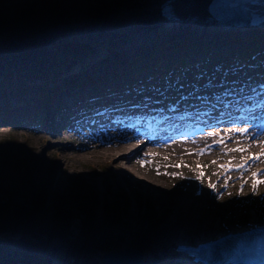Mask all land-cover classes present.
Here are the masks:
<instances>
[{
  "label": "rangeland",
  "instance_id": "374dc122",
  "mask_svg": "<svg viewBox=\"0 0 264 264\" xmlns=\"http://www.w3.org/2000/svg\"><path fill=\"white\" fill-rule=\"evenodd\" d=\"M29 1L39 0H0V7L3 10H12L16 7H20ZM65 2L68 5V9L71 13V21L67 25H60L54 29H50L38 36V40H43L52 37L59 36L65 32V36H60L56 43L53 45L52 50L54 55V62L52 65L60 64L61 58L66 55L63 53L62 41L69 40L77 42L75 36L80 35L81 32L77 31L78 26L86 23L92 24L101 18L109 16L108 14H97L94 13L96 8L89 7L90 1L96 3L98 0H88L84 4L82 11L75 7L76 0H59ZM106 2L117 3L120 1L128 0H105ZM221 34V33H220ZM226 37L223 40H216V42L206 43L201 45L199 39L193 37L188 39L191 43L183 48V54L197 53L196 57H190V60L200 62L203 59H208L210 56L207 55L209 52L214 51V47L219 42L225 41V43H232L231 47H227L226 50L235 52L248 44L251 36L254 33L250 31L241 32H224ZM217 35V34H213ZM93 37V42L100 46L98 42L101 38ZM253 36L252 38H254ZM127 38V37H126ZM205 37L203 39H206ZM128 40V39H127ZM236 40L242 42L237 43ZM255 41V40H254ZM100 42H105L100 40ZM92 43V42H91ZM222 44V43H221ZM252 46V45H251ZM137 47H134L130 54L125 55L121 50L122 59L118 56L117 63L113 67L118 71L122 66L121 60H126L127 63L132 61L136 53ZM226 50H220L216 54H212V57L225 54ZM102 55L95 56L93 59L98 60ZM67 59V58H65ZM114 62L116 60L113 58ZM7 62V61H6ZM15 62V61H14ZM16 64V63H14ZM128 65H125L127 69ZM114 70V71H116ZM97 83V82H96ZM91 86V84H88ZM56 121V120H55ZM78 126V125H76ZM83 125V128L78 130L67 129L62 124L57 126V131L52 133L49 130L47 123L41 129L37 128H26L22 129H10L8 127H0V161H2V150L14 142L17 144H27L30 149V154L37 158H43L50 156V160L47 165L48 169L54 171V176L57 178V182L52 183L50 181L52 175L51 172L46 173L44 177V185H46L47 201L55 207L62 210L71 209V207L78 204V201L73 197L70 185L72 181L78 179L90 184L95 188L97 192L98 201L100 206L97 210L95 221L97 224V230L94 234L95 241H98L105 233H108V229L104 222V212L99 215V210L102 209L101 204L107 202L109 204H116L124 218L129 222L130 230L124 234L118 245L111 247L108 250H116L125 246L127 238L134 232L137 222L133 217L134 210L140 212H148V205L150 199L147 191L138 182V176L146 179L150 190H154L155 187L164 192V195H171L172 197L180 198V202L183 206L185 204H191L188 209L193 210L197 215L209 216L213 210L220 211L222 216H215L213 221L218 224L223 217L229 216L230 213H247L249 216L241 218L235 223H227L225 228H234L235 226H242L248 224L253 216L264 220V183L259 188L253 189L247 183L245 186L240 188V180L233 183L228 179L229 188L222 192V181H219L220 169L219 163H222L229 159L239 160L240 157L246 155L244 151H234L233 154H229V147L221 151H213L211 154L205 157H198L191 153V148L188 144H182L177 146L175 151H169L168 153L158 155L152 165L143 164L139 161L141 150L138 152L130 151L125 158L127 168L125 170L116 169L114 162L116 160L115 153L117 151V145H125L119 143L114 139H109L111 134L117 131H111L109 134L104 133L102 129L97 132H89L88 129ZM100 132V135H97ZM118 133L119 130H118ZM128 136V135H125ZM122 139V136L120 137ZM15 140V141H14ZM128 140V139H126ZM240 140L237 145H232L234 149H257L260 150L264 147V138L253 142L251 144H245ZM19 144V145H20ZM22 146V145H21ZM84 148V150H80ZM29 153V152H28ZM239 158V159H238ZM215 162V163H213ZM203 173V175H201ZM137 175V176H136ZM232 178H235L232 176ZM215 186V190L209 187V185ZM4 188L14 191V185L10 182L1 184ZM135 192V193H134ZM163 194V193H162ZM16 195V193H15ZM18 195V194H17ZM16 203H25V199L19 195L15 199ZM184 209V208H183ZM150 213V212H148ZM151 219V216H149ZM149 217L146 219L149 221ZM156 224L160 226L161 222L157 216ZM225 224V222H224ZM73 244L79 247L83 238L79 235V221H73L70 227ZM222 230V226L218 229H209L208 233H216ZM182 232V229H179ZM163 234V232H162ZM197 234V235H196ZM183 238L195 239L202 236L195 231L193 233L190 228L183 233ZM105 250V251H108ZM141 264H146L152 261L149 255L143 254ZM71 260L70 256L64 252L59 251L54 255V263L56 264H67ZM140 264V263H139Z\"/></svg>",
  "mask_w": 264,
  "mask_h": 264
},
{
  "label": "trees",
  "instance_id": "16d2710c",
  "mask_svg": "<svg viewBox=\"0 0 264 264\" xmlns=\"http://www.w3.org/2000/svg\"><path fill=\"white\" fill-rule=\"evenodd\" d=\"M70 21L68 5L59 0L29 1L9 11L0 7V62L15 58H28L30 62L45 60L39 72L23 71L17 67L1 70L0 87L11 76L15 77L11 84L25 86L39 81L40 93H47L46 99L41 97L40 100L46 104V109L51 110L47 100L50 96L48 79L55 74L59 76V71L57 67L50 69L47 58L53 54L52 47L57 39L65 36L66 31L45 40L37 38L45 31L67 25ZM62 48L67 58L79 56L89 49L69 40L62 41ZM250 49L246 46L238 58L249 59V54L244 51ZM42 73L48 75L43 76ZM17 95L23 94L18 92ZM52 112L54 116L62 114V110L52 109ZM42 114L43 111L37 118H43ZM19 144L14 142L3 148V159L0 161V264H56L54 255L59 251L70 256L67 264H99L95 251H105L118 245L122 236L130 230L129 222L116 204L103 202L101 207L108 233L95 241V217L100 205L95 188L76 179L70 185L73 197L78 201L76 207L67 210L53 207L47 201L44 185L45 174L49 172L52 175L50 181L57 182L55 172L48 169L47 163L52 162L50 156L36 159L30 154L27 144ZM6 182L14 185L15 190L1 185ZM19 195L25 203L15 202ZM75 220L79 221V235L83 238L79 247L71 240L70 227Z\"/></svg>",
  "mask_w": 264,
  "mask_h": 264
},
{
  "label": "bare ground",
  "instance_id": "6f19581e",
  "mask_svg": "<svg viewBox=\"0 0 264 264\" xmlns=\"http://www.w3.org/2000/svg\"><path fill=\"white\" fill-rule=\"evenodd\" d=\"M88 0H76L75 7L79 8L82 11L85 7L84 4ZM167 2V0H128V1H120L117 3L106 2L105 0H98L96 3L90 1L89 7L96 8L94 13L97 14H108L109 16L105 18H101L92 24H82L78 26L77 31L81 32L80 35L75 36L77 42L81 45H96L93 42V35L100 36L104 39V44L100 46L99 51L96 53H92L93 56L102 55L106 52L111 58V62H114L112 54L109 52L108 43L114 44L112 50L120 49V47L129 46V43L135 38L130 34V39H118L116 37L111 36V40H108L109 33H112L117 29L116 32H119L120 35L126 36L131 31H135L137 26L131 27V24L137 23L136 21L147 19V23L151 24L152 29H156V25L148 17L150 15H159L157 9L161 7L163 3ZM212 0H172V5L174 7V12L176 13L175 20H178L182 23H204L205 27H209V29L216 31H223L226 28L224 23L218 22L213 19L211 16V12L209 11V4ZM142 25V24H141ZM131 27V28H130ZM130 28V29H129ZM203 31H205L203 29ZM149 32V31H148ZM208 32V31H206ZM185 35L188 38H191L192 35L185 33L184 31L179 30L178 32H167V35ZM212 35V34H211ZM218 35H214V37H218ZM101 38V39H102ZM43 39V38H42ZM140 40V39H139ZM92 42V43H91ZM150 39L145 41H138L137 45L134 47H141L145 44H148ZM63 49V48H62ZM133 48L129 47V52H131ZM91 56H88L86 59H90ZM61 66L57 70H65V72H71L73 70L74 65L72 63H68L65 57H62ZM27 62L23 59H16L13 63H22ZM90 64V63H87ZM31 68H33L34 72H39L41 69L42 61L36 60L29 64ZM58 66V64H55ZM94 66L91 65V68ZM23 71H30L29 67L22 69ZM115 70L113 66L110 64H105L101 67V69H97L96 73L108 74ZM33 72V71H31ZM44 74V73H42ZM72 73H69L71 76ZM117 76V75H115ZM15 79V77L13 78ZM98 96V95H97ZM106 95H101L100 97H105ZM112 97V96H111ZM260 138V137H259ZM258 138V139H259ZM262 139V138H261ZM258 142V141H257ZM182 145L180 143H175L173 145H169L160 149L162 154L168 153L169 151H175L176 147ZM143 146V143H140L138 139L132 138L125 145H117V151H113L116 157L114 162V166L116 169L125 170L127 168L125 158L130 151L138 152ZM84 150V148L80 149ZM138 150V151H137ZM137 176V175H136ZM138 182L143 186V188L147 191L148 197L151 200L148 205V212H140L138 210H134L133 217L137 222L136 228L134 232L127 238L125 246L123 248L133 247L142 251L144 255H149L151 258H154L152 261L147 262L146 264H173L174 260H168L166 257L167 253L172 251V247L178 242L188 241L191 242V239L183 238V233L190 228V231L195 233V231L202 236L209 237L212 234L208 233V230L218 229L222 226L223 232L227 223H235L241 218L249 216L247 213H230L229 216L223 217L222 220L215 224L213 218L215 216H222L220 211L213 210L209 216L205 217L202 215H197L191 209H188L191 204L182 205L180 202V198L172 197L171 195L162 192L160 189L155 187L154 190H150L146 184L148 181L146 179L140 178L139 176ZM163 193V194H162ZM184 208V209H183ZM99 215H102V209L99 210ZM151 216V219L150 217ZM157 216L159 217V221L161 222L160 226L156 224ZM149 217V221L146 219ZM261 220L259 218L253 216V219L250 220L248 224H244L240 227L235 226L234 228H245V225H249L250 223H258ZM225 222V224H224ZM234 228H230L232 230ZM179 229L183 231L180 232ZM163 232V234H162ZM217 233V232H216ZM197 235V234H196ZM195 235V239L197 236ZM167 252V253H166ZM163 258L162 260L155 261V259ZM144 260V259H142ZM141 264V263H140Z\"/></svg>",
  "mask_w": 264,
  "mask_h": 264
},
{
  "label": "water",
  "instance_id": "95a60500",
  "mask_svg": "<svg viewBox=\"0 0 264 264\" xmlns=\"http://www.w3.org/2000/svg\"><path fill=\"white\" fill-rule=\"evenodd\" d=\"M169 2H171V0ZM169 2L167 4H169ZM144 21H147V19L144 18L136 22ZM95 255L99 264H139L143 259L142 251L133 247L108 251H95Z\"/></svg>",
  "mask_w": 264,
  "mask_h": 264
},
{
  "label": "snow or ice",
  "instance_id": "6c2138e0",
  "mask_svg": "<svg viewBox=\"0 0 264 264\" xmlns=\"http://www.w3.org/2000/svg\"><path fill=\"white\" fill-rule=\"evenodd\" d=\"M238 131H240L241 133H246L248 131V129L247 128H241V129H238ZM233 151H244V150L243 149H233ZM200 152H201V154H203L204 149H201ZM261 155H264V153H261ZM259 158H260L259 156H253L252 157L253 160H259ZM141 163H142V166H143V163L144 162L142 161ZM213 163H215V162H213ZM238 167L239 168H244L245 167V164L242 163V164L238 165ZM229 170H231V169H229ZM201 175H203V173H201ZM257 176H258L257 173H253V178L255 180V182L252 185V187H253V194H255V189L258 187V185L261 184V183H264V181H261L259 179H256ZM209 187H211V188H213V190H215V186H213V185L210 184Z\"/></svg>",
  "mask_w": 264,
  "mask_h": 264
}]
</instances>
